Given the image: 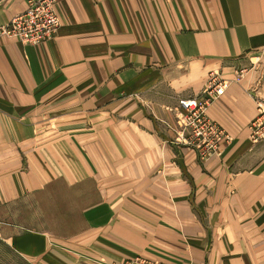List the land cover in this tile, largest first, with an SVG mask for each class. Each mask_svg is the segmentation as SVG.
Returning a JSON list of instances; mask_svg holds the SVG:
<instances>
[{"label": "crops", "instance_id": "1", "mask_svg": "<svg viewBox=\"0 0 264 264\" xmlns=\"http://www.w3.org/2000/svg\"><path fill=\"white\" fill-rule=\"evenodd\" d=\"M25 8L0 0V25ZM55 9L51 39L0 37V239L36 264L137 255L264 264V139L249 130L264 0H56ZM212 75L225 91L206 114L231 139L202 158L174 139L184 135L171 110L206 97ZM106 149L116 150L112 174Z\"/></svg>", "mask_w": 264, "mask_h": 264}, {"label": "built area", "instance_id": "2", "mask_svg": "<svg viewBox=\"0 0 264 264\" xmlns=\"http://www.w3.org/2000/svg\"><path fill=\"white\" fill-rule=\"evenodd\" d=\"M55 5L56 0H26V8L23 12L14 15L8 22L0 25V37H7L28 45H37L51 39L60 27ZM262 53L264 56V50ZM252 63L255 65L257 62L252 61ZM243 73L244 70H240L237 78H242ZM214 76L212 75L208 81L206 97L182 99L179 106L175 108L181 114L178 123L182 127L185 138L182 142L194 146L199 150L202 158L220 155L222 145L231 139L225 129L206 114L212 101L223 95L225 91L224 81ZM261 80H264V72L252 89L257 92L254 97L258 111L256 118L249 124L250 138L254 143L264 139V94L257 90V85ZM185 133H188L189 137H186ZM122 264L164 263L137 257Z\"/></svg>", "mask_w": 264, "mask_h": 264}, {"label": "rangeland", "instance_id": "3", "mask_svg": "<svg viewBox=\"0 0 264 264\" xmlns=\"http://www.w3.org/2000/svg\"><path fill=\"white\" fill-rule=\"evenodd\" d=\"M216 79H219L218 78V76L217 75H215L214 76ZM182 100V99H181ZM140 102V104H143V100L142 101H139ZM180 102V101H179ZM179 104V103H178ZM150 106V105H149ZM179 105H176V108L178 107ZM115 109L116 110V107H111L110 109ZM149 109H150V107H149ZM172 113H173V117L170 119V121H172V122H174V125L176 126V127H178L179 128V130H182V127L179 125V123H178V121H179V118H180V112L178 111V110H176L175 108H173L172 110ZM109 120H111V122H116V118L115 117H112V118H110ZM160 121V120H159ZM164 122V125L166 126V127H170L169 125H171V126H173L170 122H168L169 124H167V122L166 121H163ZM110 132L111 133H109V134H107L106 135V138H108V140H109V142L110 143H113L114 141L116 142V129L115 128H113L112 130H110ZM185 135H186V137H189V134L188 133H185ZM175 140H177V141H182L183 139H185V138H183V137H179V135H178V137L177 138H174ZM109 142H107L106 141V146L107 145H109V146H113L114 144H110ZM191 147H192V145H190ZM112 152L113 153H115L116 152V150H115V152H114V150L113 149H110V151H107V149L105 150V156H106V159H105V161H106V164H105V166L103 167V170H104V172L103 173H105V174H109V173H113V167H109L108 166V163H112L111 161H109L108 163H107V159L108 158H112L113 157V155H112ZM108 157V158H107ZM198 157H200V155L198 156ZM108 183H110L109 181H107L106 180V184H108ZM27 202H29L30 204L32 203V199H27ZM27 209H29V210H32L33 209V207H32V204L30 205V206H28V208ZM35 209H38L37 207H35ZM42 209L43 210H45V209H47V208H45V207H42L41 206V208H40V210H41V214L39 215L40 217H43L44 219L46 218V215H44V213L42 212ZM46 211V210H45ZM43 218H40V219H42L43 220ZM26 221H29V222H26V224L27 225H33V224H35V222L33 223L32 222V214H30V216L28 217V218H26ZM37 225H38V223H37ZM137 257H144V258H147L146 256H143V255H137V256H135V257H133V258H130V259H128V260H126V261H123V262H121V264L122 263H126V262H128L129 260H131V259H135V258H137ZM152 260V259H151ZM154 261H158V260H154ZM161 262V261H160ZM163 263V262H162ZM0 264H36L34 261H32V260H29V259H26V258H22V257H19V256H17L16 254H14L11 250H10V248L6 245V243L3 241V240H1L0 239ZM165 264V263H164Z\"/></svg>", "mask_w": 264, "mask_h": 264}]
</instances>
